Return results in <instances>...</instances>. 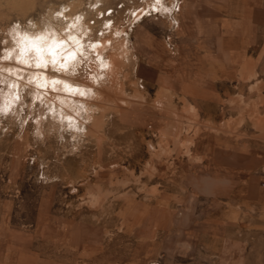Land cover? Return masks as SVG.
Returning a JSON list of instances; mask_svg holds the SVG:
<instances>
[{
	"label": "rangeland",
	"instance_id": "obj_1",
	"mask_svg": "<svg viewBox=\"0 0 264 264\" xmlns=\"http://www.w3.org/2000/svg\"><path fill=\"white\" fill-rule=\"evenodd\" d=\"M243 3L0 0V264H264L261 118L186 84Z\"/></svg>",
	"mask_w": 264,
	"mask_h": 264
},
{
	"label": "crops",
	"instance_id": "obj_2",
	"mask_svg": "<svg viewBox=\"0 0 264 264\" xmlns=\"http://www.w3.org/2000/svg\"><path fill=\"white\" fill-rule=\"evenodd\" d=\"M257 9L243 3L233 15H222L212 47L209 34H202L201 77L186 83L193 85L191 100L209 121L233 102L245 110V115L261 118V128H250L256 133L264 132V12ZM215 161L212 171L226 175L227 163ZM256 161L251 159L249 164L257 165ZM233 169L229 178L241 180L242 161L238 160Z\"/></svg>",
	"mask_w": 264,
	"mask_h": 264
},
{
	"label": "snow or ice",
	"instance_id": "obj_3",
	"mask_svg": "<svg viewBox=\"0 0 264 264\" xmlns=\"http://www.w3.org/2000/svg\"><path fill=\"white\" fill-rule=\"evenodd\" d=\"M157 3L160 2V0H156ZM44 39V37L42 36H38L36 37V40L32 43V48L36 51L37 55L40 57L39 62L37 63V67H47V62L44 61L43 59V53L46 50L45 48H43L41 46V44L39 43V41H42ZM26 49H22V51H24ZM47 51L50 52L53 55V64L56 63V53H55V48L54 47H48ZM9 57H5V59H8ZM23 63H27V61H22ZM64 65H61V68H63ZM53 83H56V81H53ZM83 94V93H81Z\"/></svg>",
	"mask_w": 264,
	"mask_h": 264
},
{
	"label": "bare ground",
	"instance_id": "obj_4",
	"mask_svg": "<svg viewBox=\"0 0 264 264\" xmlns=\"http://www.w3.org/2000/svg\"><path fill=\"white\" fill-rule=\"evenodd\" d=\"M105 48H106V46H105ZM114 49L116 50L117 48L114 47ZM113 57H115V56H113ZM117 59L112 58V59H110V63H108V74H109V76H112V75L116 74V72H117V70H116V64L118 62Z\"/></svg>",
	"mask_w": 264,
	"mask_h": 264
}]
</instances>
